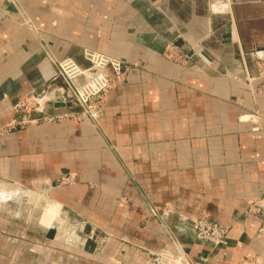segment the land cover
I'll use <instances>...</instances> for the list:
<instances>
[{"label":"crops","instance_id":"0c3cea01","mask_svg":"<svg viewBox=\"0 0 264 264\" xmlns=\"http://www.w3.org/2000/svg\"><path fill=\"white\" fill-rule=\"evenodd\" d=\"M221 7L0 0V125L37 118L0 135V264H142L174 241L193 264L264 260L262 215L245 213L264 197V94L247 83L264 59V0ZM84 49L128 66L100 125L40 119L79 108L56 62L85 67ZM24 99L36 109H21ZM203 212L229 224L223 245L195 238ZM86 223L101 230L92 252Z\"/></svg>","mask_w":264,"mask_h":264},{"label":"built area","instance_id":"2783aa9c","mask_svg":"<svg viewBox=\"0 0 264 264\" xmlns=\"http://www.w3.org/2000/svg\"><path fill=\"white\" fill-rule=\"evenodd\" d=\"M172 45L169 46L165 54L168 57L175 56ZM83 55L88 61V65L82 67L70 57H65L56 62L59 75L66 84L65 95L74 98L80 106V112L67 111L52 115H43L40 119L49 122L67 121L80 119L84 116L97 117L99 106L102 103L105 91L110 88L116 80H119L128 66L118 58L110 57L103 53H98L90 49H84ZM177 55V54H176ZM257 69L254 76L247 78V83L251 84L252 79L259 80L255 92L264 94V59L256 62ZM107 69L110 73H107ZM79 78V81H76ZM75 80V81H74ZM20 108L26 111L36 109V102L24 99L20 102ZM37 118L29 120H10L0 125V135L24 127L27 123L36 121ZM259 125H253V130H259ZM59 185L72 182L69 175L62 176L56 180ZM245 213H258L262 215V220L258 228V235L264 237V197L251 201L245 208ZM229 224H221L212 220L206 212H203L195 223L194 236L196 239L209 243L212 247H217L225 243L226 234L229 231ZM163 256L169 257L168 261H162ZM201 264H208L205 257H200ZM142 264H193V261L181 249L180 245L174 241L171 247H163L154 254L152 259H147ZM250 264H264V260L259 263L250 261Z\"/></svg>","mask_w":264,"mask_h":264},{"label":"water","instance_id":"95a60500","mask_svg":"<svg viewBox=\"0 0 264 264\" xmlns=\"http://www.w3.org/2000/svg\"><path fill=\"white\" fill-rule=\"evenodd\" d=\"M214 4H225L228 3L229 6L231 7V12H232V4L233 2H235L236 0H211ZM224 27H225V33H224V37L226 38V40H229L230 38V34H231V23L229 20L225 21L224 23ZM184 44V41L182 38H178L175 40V45L182 47ZM192 51L188 52V55H190L191 58L194 59V57L191 55ZM58 102H55L54 105H57ZM63 104V103H62ZM91 225L89 223H86L83 228H82V235L80 236L81 238H83V249L87 252H92L95 248L96 242H95V237L96 235L101 233L100 229H91Z\"/></svg>","mask_w":264,"mask_h":264},{"label":"rangeland","instance_id":"374dc122","mask_svg":"<svg viewBox=\"0 0 264 264\" xmlns=\"http://www.w3.org/2000/svg\"><path fill=\"white\" fill-rule=\"evenodd\" d=\"M209 1V0H208ZM238 1V0H237ZM211 3H213L212 1H211ZM214 4V3H213ZM216 6L217 5H220V4H215ZM232 10H233V4H232ZM217 13H219L218 14V16L219 17H222L221 19H225V17H228L229 18V15L230 14H228V13H225L224 11H222V12H217ZM116 81H118V80H116ZM115 81V82H116ZM114 82V83H115ZM114 85V84H113ZM113 85L110 87V88H108L106 91H105V93H104V95H103V100H102V103H101V105L99 106V111H98V116L95 118V117H91V116H84V117H81L80 119H70V120H73V121H78V120H82V119H85V118H88V119H90L91 121H93L97 126H98V124L100 125V122H99V114H100V111H101V108H102V106H103V104H104V100H105V97H106V95H107V93L110 91V89L113 87ZM80 106H79V108L78 109H76V110H72V111H78V112H80Z\"/></svg>","mask_w":264,"mask_h":264},{"label":"bare ground","instance_id":"6f19581e","mask_svg":"<svg viewBox=\"0 0 264 264\" xmlns=\"http://www.w3.org/2000/svg\"><path fill=\"white\" fill-rule=\"evenodd\" d=\"M224 5H226V7H221V9H223V10L225 9V11L229 9V11H231V7L229 6L228 3H225ZM217 6H219V5H217ZM215 9H216V8H215ZM168 258H169V257L163 256L162 261H164V263H166V262L168 261Z\"/></svg>","mask_w":264,"mask_h":264}]
</instances>
